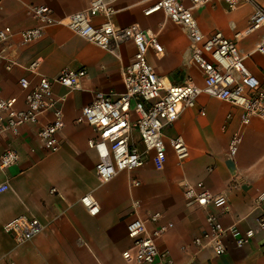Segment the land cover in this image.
<instances>
[{
	"label": "crops",
	"instance_id": "crops-1",
	"mask_svg": "<svg viewBox=\"0 0 264 264\" xmlns=\"http://www.w3.org/2000/svg\"><path fill=\"white\" fill-rule=\"evenodd\" d=\"M114 12L115 25L137 23L142 29L155 33L162 52H147L154 71L172 83H182L191 77L197 85L202 76L192 63L189 40L184 29L168 20L161 11L148 15L144 10L155 0H105ZM188 5V0H182ZM264 7V0H259ZM90 0H1L0 27L9 25L14 31L32 27L34 21L26 13V5H47L55 17L85 9ZM254 11L252 2H242L229 10L221 0H211L193 10L194 17L206 35L216 31L233 38L243 31ZM95 25L103 17L92 16ZM264 36V27L237 39L246 67L264 83V55L255 51ZM19 65L10 70L0 60V96H17L22 105L23 94L18 85L22 76L32 75L23 68L38 60L40 73L53 77L63 67L84 68L86 74L79 88L53 85L57 95H65L64 125L58 133L60 148L48 152L41 148L37 124L22 125L16 134L0 135V154L6 147L18 152V161L0 170V183L7 180L9 188L0 191V264H129L122 252L131 246L126 224L133 217L132 201L139 202L138 215L161 212L162 223H170L159 237L157 245L177 264H264V229H257L255 219L260 208H253L254 198L264 191V120L253 116L242 124L243 110L225 101L200 94L191 108L183 109L177 119L163 131L167 142L166 160L161 169L150 158L143 166L131 171H119L110 181L100 182L96 172V151L88 139L96 135L89 125L75 119L81 108L92 98L93 91H123L122 69L130 63L134 44L122 42L115 51L108 50L82 38L62 25H50L43 36L27 45L12 39ZM201 110L203 112L201 113ZM50 119L41 117L40 123ZM239 137L234 156L227 146L232 135ZM180 135L189 149V156L179 167L169 147L171 138ZM210 168V170H208ZM138 180L134 186L131 180ZM184 181H203L215 194H224L231 212L220 216L225 228L234 225L238 232L224 234L226 252L214 256L208 248L198 250L194 237L206 230L207 212L217 213L215 207L189 205L182 194ZM235 185V186H233ZM57 191L50 192L51 188ZM91 193L99 204L95 215L88 213L80 198ZM27 215L42 224L40 233L22 244H15L4 232L9 220ZM148 228L154 225L148 224ZM248 228L254 229L242 246L235 239ZM158 264V263H156Z\"/></svg>",
	"mask_w": 264,
	"mask_h": 264
},
{
	"label": "built area",
	"instance_id": "built-area-1",
	"mask_svg": "<svg viewBox=\"0 0 264 264\" xmlns=\"http://www.w3.org/2000/svg\"><path fill=\"white\" fill-rule=\"evenodd\" d=\"M188 1V5H185L182 0H155L143 12L148 15L161 11L168 20L184 29L189 40L191 61L202 76L201 85L194 83L191 77L182 83H172L159 76L147 60L149 49H153L156 55L162 52L156 34L142 29L137 23L115 25L111 20L114 9L105 0H90L85 9L63 17H55L47 5L29 4L25 13L34 21L32 27L18 31L9 25L0 27V60L7 70L19 65L13 37L18 36L19 44L27 45L40 39L50 25L65 26L87 41L112 51L116 57L119 55L115 48L126 40L133 42L135 49L132 59L122 69L123 91H93L91 100L81 108L75 119L77 123L87 124L96 131V135L87 143L97 153L95 172L102 183L110 181L119 171H131L143 166L148 158L156 168L161 169L167 153L164 129L177 119L183 109L193 107L200 94L240 107L243 110L242 124H247L253 116L264 120V83L246 67L236 43L239 37L264 27V7L259 0H221L229 10L246 1L254 4L247 27L235 32L233 38H228L220 31L206 35L194 17L193 10L211 0ZM94 15L103 17L100 24L92 22ZM255 51L264 55V36L256 44ZM38 65V60H34L23 66L32 77L22 76L18 79L23 94L22 105H19L17 96H0V135L5 132L16 134L27 123L37 124L36 135L41 148L56 152L60 148L58 133L64 125L65 95L55 94L53 85L79 88L78 80L86 74V70L63 67L57 75L48 77L39 72ZM47 113L50 119L40 123L41 117ZM238 142L239 137L234 133L227 146L230 156L235 155ZM169 147L175 164L180 167L189 156L186 142L177 135L170 139ZM18 157L14 148L6 147L0 154V170L4 171L17 163ZM131 184L136 186L139 181L133 179ZM181 186L187 204L217 209V213L207 212L206 230L194 237L192 244L198 250L210 249L214 256L223 255L226 252L224 234L228 230L233 235L238 232L234 225L225 228L220 221L221 215L231 212L228 199L224 194L212 193L203 181H184ZM8 188L7 180L0 183V191ZM56 191L54 187L50 189L51 193ZM80 201L89 214L95 215L99 211V204L91 193L83 195ZM138 204L137 200L132 201L134 214L126 224L131 246L122 252L123 258L129 264H177L157 245L170 223L160 222L163 214L159 211L147 213L145 217L138 215ZM253 208L261 209L255 223L257 229L263 230L264 191L254 198ZM149 223L154 225L150 229L147 226ZM42 229L37 218L27 215H19L3 225L4 232L17 245L31 239ZM253 234V228L246 229L242 236L235 239V244L242 246Z\"/></svg>",
	"mask_w": 264,
	"mask_h": 264
}]
</instances>
